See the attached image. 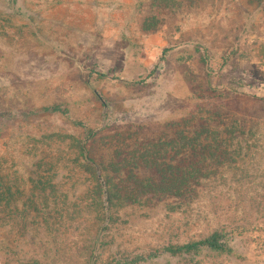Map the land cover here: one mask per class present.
<instances>
[{
    "label": "rangeland",
    "instance_id": "rangeland-1",
    "mask_svg": "<svg viewBox=\"0 0 264 264\" xmlns=\"http://www.w3.org/2000/svg\"><path fill=\"white\" fill-rule=\"evenodd\" d=\"M0 169V264H264V0H0Z\"/></svg>",
    "mask_w": 264,
    "mask_h": 264
},
{
    "label": "trees",
    "instance_id": "trees-1",
    "mask_svg": "<svg viewBox=\"0 0 264 264\" xmlns=\"http://www.w3.org/2000/svg\"><path fill=\"white\" fill-rule=\"evenodd\" d=\"M50 110H59L58 107H46L44 108V111H50ZM77 142V141H76ZM85 146L80 147L81 155L85 156ZM187 179V176H183L182 180L185 182ZM180 183V184H184ZM9 183L4 180V177L1 175V169H0V212L5 209V205L3 204L4 201L9 203V201L12 199V190L11 187L8 186ZM162 188V187H159ZM152 190L153 193H158L161 191V189ZM171 190V187H168ZM164 189V188H162ZM172 191V190H171ZM14 193V192H13ZM116 189L115 186L113 188L110 181H108V198L110 202V208H113L116 206V201L119 198L118 195H116ZM132 196V195H130ZM128 199V198H127ZM126 200V199H124ZM127 201V200H126ZM14 208V207H13ZM15 211H19V209L16 207L14 208ZM229 233L225 231V228L217 229L208 234L207 236L196 240L187 242L182 245H168L164 247V252L170 253L171 255H180V254H193L198 255L203 250H210V251H216L219 253H231L233 251V246L231 245V238H229Z\"/></svg>",
    "mask_w": 264,
    "mask_h": 264
}]
</instances>
